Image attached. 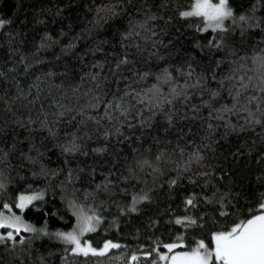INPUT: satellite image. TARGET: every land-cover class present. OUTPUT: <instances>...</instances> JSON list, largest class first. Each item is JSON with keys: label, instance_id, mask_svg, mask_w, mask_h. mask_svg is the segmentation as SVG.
I'll list each match as a JSON object with an SVG mask.
<instances>
[{"label": "snow or ice", "instance_id": "1", "mask_svg": "<svg viewBox=\"0 0 264 264\" xmlns=\"http://www.w3.org/2000/svg\"><path fill=\"white\" fill-rule=\"evenodd\" d=\"M90 12L89 35L115 36L78 57L92 56L72 89L82 106L54 100L51 119L43 105V118L13 111L21 98L35 106L51 72L0 96L12 113L0 122V264H264V0H98ZM11 24L0 18V31ZM8 35L11 45L17 33ZM55 41L45 32L37 51ZM57 189L64 215L45 206ZM160 202L179 226L167 238L153 234L137 248L88 238ZM67 213L70 227L49 226ZM159 224L148 217V228Z\"/></svg>", "mask_w": 264, "mask_h": 264}, {"label": "trees", "instance_id": "2", "mask_svg": "<svg viewBox=\"0 0 264 264\" xmlns=\"http://www.w3.org/2000/svg\"><path fill=\"white\" fill-rule=\"evenodd\" d=\"M96 2L98 0H0V18L12 20L10 26H5V29L0 31V70H3L8 76V79L0 77V96L11 99L16 93V81L20 82L21 88L28 90L37 76L49 72L54 73L46 80L41 81L40 99L34 107L31 105L25 107L26 101L23 98L17 100L12 106L17 115H32L34 118L40 115L43 118L42 113L39 112L40 106L43 105L44 111L49 113L51 119V114L56 111L54 100L59 101L61 104L77 107L85 103L86 97L79 95V93H73L72 89L79 83L83 73L88 70V64L91 62L92 56H84L85 63L83 64L78 57L88 51L97 40L103 39L111 42L115 36L114 31L109 28L94 30L91 35L85 31L92 18L90 9L94 7ZM188 2L189 0H180V3L185 6ZM58 9L59 15L57 14ZM61 31H63V35H61ZM183 31L186 35L189 33L188 29ZM9 32L17 33L11 38V45L8 42L10 39ZM45 32L51 33L56 41L51 47L37 51L41 36ZM75 37H78V39L74 40ZM167 38L165 37V39ZM73 41L76 45L75 48L65 51L64 45ZM9 47L14 51L10 52ZM104 47L111 51L110 44ZM21 54L27 58L26 62L31 64V67L26 69L24 64L20 62ZM102 55V53H97L96 58H101ZM179 59L180 57L176 56L172 62L175 63ZM13 67L15 71L12 70ZM12 77H15V79ZM35 95L36 90L33 88L27 99H32ZM5 113L8 117L12 116V113L7 112L3 103L0 102V122L6 118ZM20 131L23 132L24 130L21 129ZM35 139L39 142L40 135H37ZM45 143L49 142L45 141ZM2 144L3 140L0 139V145ZM160 147L171 148V145L161 144ZM49 157L51 162L48 159ZM58 158V150L50 147L45 157V163H48L49 167H54L58 162ZM18 162L19 158L17 156L13 163L17 164ZM238 163L241 168L246 165L252 168L255 167L254 164H249L244 159H241ZM25 174L27 175V173ZM31 182L29 180V183ZM36 183L43 187L42 180L38 179ZM183 190L181 189V191ZM45 199L48 201L45 206L49 210L55 206L61 210L62 215L66 213L59 199L58 189L55 195L50 190ZM164 207V203L160 202L158 205L147 206L141 213H134L130 217L121 216L119 231L110 229L109 232L104 233L102 230H98L97 233L89 234L88 238L92 239L94 243L101 241L103 238L118 239L126 242L132 248H137L138 243H148L146 237L153 234L159 236L163 233L164 237L167 238L168 229H172V226L167 223L168 216L171 213L161 211ZM177 212H180L179 208H177ZM105 215L107 217L110 213L106 212ZM149 216L160 220V224L156 228L150 229L147 227ZM67 217L64 221H60L58 217H50L48 220L49 226L52 228L70 227L74 222V218L71 217V213H67ZM30 218L37 223L42 220L41 215L37 212L31 213ZM137 229L140 230L138 238ZM176 230H179V226L172 229L173 232ZM0 255H3V253H0ZM115 264H123V262L116 261Z\"/></svg>", "mask_w": 264, "mask_h": 264}]
</instances>
